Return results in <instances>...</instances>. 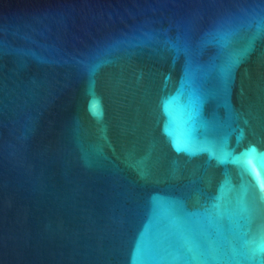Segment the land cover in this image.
<instances>
[{"label":"water","instance_id":"95a60500","mask_svg":"<svg viewBox=\"0 0 264 264\" xmlns=\"http://www.w3.org/2000/svg\"><path fill=\"white\" fill-rule=\"evenodd\" d=\"M0 264H264V0H0Z\"/></svg>","mask_w":264,"mask_h":264},{"label":"snow or ice","instance_id":"6c2138e0","mask_svg":"<svg viewBox=\"0 0 264 264\" xmlns=\"http://www.w3.org/2000/svg\"><path fill=\"white\" fill-rule=\"evenodd\" d=\"M92 110L95 111V105L92 106Z\"/></svg>","mask_w":264,"mask_h":264}]
</instances>
